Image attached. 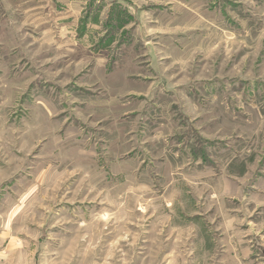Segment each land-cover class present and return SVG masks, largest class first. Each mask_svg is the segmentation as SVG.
<instances>
[{
	"label": "rangeland",
	"instance_id": "374dc122",
	"mask_svg": "<svg viewBox=\"0 0 264 264\" xmlns=\"http://www.w3.org/2000/svg\"><path fill=\"white\" fill-rule=\"evenodd\" d=\"M42 1L0 0V264H264V0Z\"/></svg>",
	"mask_w": 264,
	"mask_h": 264
},
{
	"label": "crops",
	"instance_id": "0c3cea01",
	"mask_svg": "<svg viewBox=\"0 0 264 264\" xmlns=\"http://www.w3.org/2000/svg\"><path fill=\"white\" fill-rule=\"evenodd\" d=\"M34 1H36V0H34ZM46 1H49V0H46ZM140 1H146V0H102L101 1L103 3L102 13H104L105 11H110L114 5H120L121 4V5L125 6V3H131L132 2L135 4V2L139 3ZM39 2L34 6V8H33L34 10L36 9L38 11H41L40 8L42 6H39L40 5ZM82 2H83V0H63L62 1V5H61L59 12H58V16L60 17L59 18L60 19V25H58L60 33H62V34L63 33H70V34H74L76 36L78 34V32L80 31V29H82L83 25L80 24L82 21L81 20L82 19V13L84 11V7H83L84 4H83V6L80 5V4H82ZM77 4H79L80 6ZM43 10H45V13L43 15L50 18L51 14L48 10V7L46 6V9L43 8ZM95 10L96 9H94V11ZM68 19L71 20L70 21L71 23H69V24H67V21H66ZM92 26L93 27H99L98 25H95V24H92ZM52 28L53 27H49L48 29H50L52 31L53 30ZM50 30H48V31H50Z\"/></svg>",
	"mask_w": 264,
	"mask_h": 264
}]
</instances>
